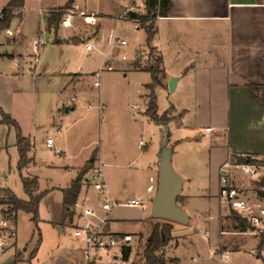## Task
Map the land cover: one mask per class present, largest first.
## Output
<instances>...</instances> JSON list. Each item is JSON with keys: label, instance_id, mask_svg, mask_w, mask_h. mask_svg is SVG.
I'll list each match as a JSON object with an SVG mask.
<instances>
[{"label": "rangeland", "instance_id": "rangeland-1", "mask_svg": "<svg viewBox=\"0 0 264 264\" xmlns=\"http://www.w3.org/2000/svg\"><path fill=\"white\" fill-rule=\"evenodd\" d=\"M9 1L0 0V17L2 9ZM66 1L26 0L21 17L15 18L11 24L12 31L9 29L0 33V54L9 52L15 53L16 56L14 59L0 57V107L19 123L23 135L31 140L34 148L30 157L35 161V164L20 172L16 129L0 124V188L10 189L18 198L28 200L22 177L36 178L39 182V192L44 193L39 208L38 227L32 220L33 215L24 211H18V218L12 220L17 229V256L11 249L4 256L7 260L3 264H116V260L122 259L119 253L116 256L114 253L104 255L101 261L97 257L89 259L85 253L84 236L77 240V227L70 224L69 220L64 226V232L48 222L62 221V189L67 188L76 177L74 168L81 162L80 158L88 160L99 148L107 155L111 154L113 149L124 150L127 153L124 160L127 161L140 152L144 153L131 170L119 169L127 173V184L121 197V202H125L124 200L136 195L139 187L137 182L142 179L134 168H139L145 160H158L157 152L165 145L167 132L170 133L171 148L174 141L184 139L188 134L202 137L206 135L205 127L195 133H186L182 126L185 121L179 119L177 111L171 108L180 102L189 104L191 113L188 119L191 122L199 115L192 103H185L179 93L171 92L165 85L156 86L155 95L158 113H166L170 123L166 126L159 125L145 115L150 94L146 85L153 82L152 75L148 72L125 70L133 69L132 64L139 57L136 50L145 47L147 33L144 29L135 30L134 26L123 19L119 0H80L87 11H99L107 15L101 21L100 31L99 26L91 28L85 24V21L78 17V11L73 18L74 29L60 25L57 33L49 31L48 14L59 10ZM98 31L99 36L95 38ZM75 33L79 34L78 37L89 38H85L84 42H81V39L75 44L55 43L63 36H73ZM117 39L125 40L127 45H117L120 53L113 54L116 51L113 44ZM35 41H41L44 45L34 49ZM87 45H92L93 50L87 51ZM149 54L148 50L145 51L143 65L149 61ZM122 55H125L127 60H121ZM105 62L113 66L114 70H106ZM7 69L8 73H4ZM78 69H82L83 73H92L87 76L81 88L96 97L99 102L86 103L85 106L82 104V107L77 105L72 113L66 114L63 107L58 105L62 98L59 94L63 86L70 82L71 75L79 72ZM102 69L104 70L101 77L95 78L94 73ZM95 82L99 83V87L94 86ZM100 103L103 105L102 110L98 107ZM2 117L0 110V119ZM50 137L54 139L58 151L66 149L64 157L63 154L58 157L47 147ZM141 140L146 143V148H138ZM209 140L206 138L204 142ZM76 154L80 155L79 159L70 158ZM39 161H44L46 165H37ZM85 191L86 189L82 188L81 195H84ZM184 203L181 192L178 204L181 206ZM203 205L207 204L200 203L198 206L203 208ZM89 207L94 208L97 215L104 212L100 198ZM5 210L6 206L1 204L0 200V219L10 217ZM233 212L234 210H231L228 217L230 222L227 227L223 226V230L233 231ZM140 218L142 222L137 226H120L122 231L135 235L130 243L132 254L129 261L122 260L120 264H146V238L157 224L167 222L152 217L151 201L147 211ZM85 219L87 218H81V221ZM218 235L217 231H213V237L209 241L204 236V231L192 226L190 222L188 225L173 223L170 241L162 252L167 259L175 258L176 254L181 260L180 264H219L217 256L214 258L211 255V251H215L213 240ZM36 250L35 257L31 259ZM224 250L225 248H220L216 253ZM15 256L19 259L16 263L13 262ZM238 257H241V254L232 253L230 264H242ZM246 257L248 261L243 264H261L252 253Z\"/></svg>", "mask_w": 264, "mask_h": 264}, {"label": "crops", "instance_id": "crops-1", "mask_svg": "<svg viewBox=\"0 0 264 264\" xmlns=\"http://www.w3.org/2000/svg\"><path fill=\"white\" fill-rule=\"evenodd\" d=\"M119 1L123 19L134 26L135 30H140L139 24L131 20L129 15L136 12L145 13L144 0ZM169 1L167 16L159 17L156 21L157 34L152 42V47L163 57L165 77L162 80V86L165 85L168 88L169 81L176 78L177 84L173 92L179 93L185 103L194 105L199 116L192 122L188 119L191 113L189 104L180 102L171 108L177 111L179 119L186 122V124L182 122L186 133H195L202 127H205L206 131L203 137L188 134L186 138L174 141L172 146L174 170L184 181L182 195L185 203L181 207L189 214L190 224L204 231L207 240L211 241L213 231L219 233L212 244L215 251H211V255L214 258L220 248H225L231 254H241L238 259L242 264L248 261L246 256L249 253L264 264V233L259 234L253 228L241 232L235 229L234 219L232 220L234 228H231L233 231L223 230V226L227 227L230 222L228 217L233 209L219 195L221 169L225 164H236L233 158L235 154L264 159V106L256 103L248 89V85L262 86L261 93L264 101V0ZM76 7L79 12L87 11L80 0H74L73 8ZM97 12H95L98 14L97 26L100 31L101 21L107 15ZM72 28L74 29V26ZM99 31L95 38H98ZM78 36V33L73 36H63L55 43L75 44L81 39H83L81 42H84L89 38ZM0 57L14 59L16 56L15 53L6 52L1 53ZM91 74L83 73L80 69L79 72L71 75L70 82L63 86L59 94L62 98L58 101V105L63 107L66 114L72 113L77 105L82 107V104L85 106L86 103L99 102L96 97L81 88L82 83ZM98 107L100 110L103 109L101 103ZM67 109L69 112L66 111ZM205 124L206 126H203ZM211 133H214L213 136L210 135ZM206 138L210 139L207 143L204 142ZM138 148L142 149L139 145ZM65 151L66 149L60 151L63 157L66 154ZM160 151L157 152L158 160H145L146 162L139 168H134L142 179L141 182H137L139 187L136 195L124 200L125 202L140 199L147 204L149 201L152 203L158 186ZM126 154L124 150L113 149V152L107 155L103 149L99 148L88 160L80 158L79 154L71 155L70 158H80L79 165L73 167L76 176L87 162L93 163L92 170L101 168L105 175L108 194L115 201L125 203L121 202L123 201L121 197L127 184V173L119 169L131 170L134 164L142 159L144 153L140 152L128 161L124 160ZM36 164L46 165L44 161ZM230 179L235 186L249 195L252 214L258 215L259 210L264 209V167L259 169V175L254 179L233 167ZM82 188L86 189L84 195L80 194L78 199V203L82 206L92 205L100 198V194L91 187L83 184ZM200 203L207 205L200 208L198 206ZM98 208L100 212V207ZM74 212L72 224L77 228L89 220L81 221L79 213L75 209ZM144 213L140 209L118 206L110 212L98 214V217L107 220L105 229L108 234L119 237L131 234L134 239V234L122 231L120 226L139 225L142 222L140 216ZM63 217L64 205L62 221ZM62 221L49 220L48 222L64 232ZM92 221L99 223V219ZM76 238L79 240L81 237L76 236ZM17 239L0 254V264L7 260L4 256L11 249L17 256ZM130 243L125 246H130ZM86 250L87 245L85 253ZM117 253H120L119 249L114 251V254ZM16 256L14 263L18 262ZM175 258L180 264L181 260L176 254ZM217 262L219 263L218 259Z\"/></svg>", "mask_w": 264, "mask_h": 264}, {"label": "trees", "instance_id": "trees-1", "mask_svg": "<svg viewBox=\"0 0 264 264\" xmlns=\"http://www.w3.org/2000/svg\"><path fill=\"white\" fill-rule=\"evenodd\" d=\"M26 0H10L7 5L1 11L0 17V33L11 28L13 20L17 17H21L22 10L25 6ZM169 0H144L145 13H131L129 18L136 21L139 24L140 29H144L147 33V43L144 48L138 50V58L132 64L133 69L140 72H148L152 75L153 82L146 85V88L150 92L148 95V104L145 111V115L156 124L168 125L170 119L166 116L167 114L160 115L158 113L157 99L155 95L156 86L162 85V80L165 77V71L163 67V57L156 53L154 47H152V42L157 34L156 21L159 17H165L168 14ZM74 7V0H69L63 7L59 10L51 12L48 17L47 29L49 31L58 32L59 27L65 16V12ZM149 51V61L143 65L142 58L145 51ZM248 89L253 97V99L259 105L264 106V101L262 98V86L258 85H248ZM2 119H0V124H5L9 127H14L17 132V148L19 152V163L18 167L20 172L27 168L28 166L35 164L34 158L30 157V153L33 149L31 140L25 137L22 133L19 123L10 117L8 114L2 111ZM236 164H251L260 167H264V159H257L252 156L246 155H234L233 156ZM93 169V163L87 162L86 165L79 171L76 178L71 181L67 188L62 189L63 193V205H64V217L62 221V226H65L67 220L70 224L74 219V209L78 202L81 190L83 187V182L86 175ZM22 183L26 194L28 195V200H22L17 197V195L10 189L0 188V200L1 204L6 206L5 213L10 214L15 211H24L32 214V220L38 227L39 219V208L44 193L39 192V182L36 178L22 177ZM180 196L178 197V202ZM233 219L236 223L235 229L245 232L249 229L250 222L247 218L241 216L237 212H233ZM173 226L171 222H163L162 224H157L146 242L144 257L146 259V264H178V259H167L162 250L167 246L170 241V229ZM119 237V236H117ZM39 240V244H40ZM132 252L130 246L122 247V259L128 261ZM37 250L33 253L35 257ZM19 261V259H17Z\"/></svg>", "mask_w": 264, "mask_h": 264}, {"label": "built area", "instance_id": "built-area-1", "mask_svg": "<svg viewBox=\"0 0 264 264\" xmlns=\"http://www.w3.org/2000/svg\"><path fill=\"white\" fill-rule=\"evenodd\" d=\"M76 11H78V16L81 17L85 21V24H87L89 27L97 26V13L87 11L79 12L78 8L76 7L66 12L61 23L63 27L72 28L74 26L73 18ZM42 45H44V43L41 41L34 42L35 49H38ZM117 45L126 46L127 42L125 40L117 39L113 44V49L116 48V51L113 54L120 53L119 50H117ZM86 49L87 51H92L93 46L87 45ZM121 60H127V57L125 55H122ZM106 62V70L113 71V66ZM104 69L100 70L97 73H94V77L100 78L101 72ZM94 86L99 87V83L95 82ZM47 146L48 148L53 150L58 157L61 156L62 153L56 149L54 139L49 138L47 140ZM139 147L142 149L145 148L146 143L141 140L139 142ZM233 167L242 170L244 174L250 176L253 179L259 175V169H261L262 167L251 164H225L221 169V181L219 189V195L221 199L225 203H227L231 207V209L248 219V221L250 222L249 228H253L254 231L262 234L264 233V209H260L258 215L252 214L249 195L244 190L238 188L231 182L230 174ZM83 184L91 187L93 190L97 191L100 194L102 210L104 212H110L113 208L118 206L138 208L143 212L147 211L148 209V204L140 199H132L125 203H119L115 201L108 194L105 175L101 168H96L90 171L89 175L85 177ZM80 210L81 212H79ZM75 211L79 213V216L81 218L86 217L87 219H89L83 226L78 227L75 232V235L77 237L84 236V240L87 245L86 255L89 259L97 257L99 260H101L103 255H110L117 249L120 250L119 255L122 257V247L133 241V236L131 234H127L122 237L108 234L105 229L107 220L99 218L94 208H90L89 206H82L77 202V204L75 205ZM8 215L10 217L0 219V254H2L13 243V241H16L17 238L16 227L12 222V220L16 218L17 212L13 211ZM93 219H99V223H94L92 221ZM215 256H217L219 264H230L231 252L229 250L215 253ZM122 260L123 259L116 260V264H120Z\"/></svg>", "mask_w": 264, "mask_h": 264}, {"label": "water", "instance_id": "water-1", "mask_svg": "<svg viewBox=\"0 0 264 264\" xmlns=\"http://www.w3.org/2000/svg\"><path fill=\"white\" fill-rule=\"evenodd\" d=\"M177 79L169 81L171 92L175 90ZM69 112V110H66ZM170 133L167 132L165 145L159 154L158 186L152 199V217L171 223L188 225L190 216L187 211L178 204V197L183 189V179L176 173L173 167V149L169 146Z\"/></svg>", "mask_w": 264, "mask_h": 264}]
</instances>
